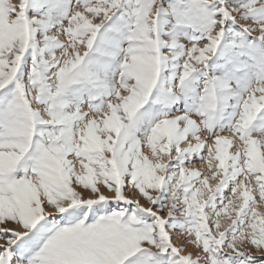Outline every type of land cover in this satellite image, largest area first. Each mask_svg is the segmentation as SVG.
Masks as SVG:
<instances>
[{"label":"snow or ice","instance_id":"1","mask_svg":"<svg viewBox=\"0 0 264 264\" xmlns=\"http://www.w3.org/2000/svg\"><path fill=\"white\" fill-rule=\"evenodd\" d=\"M262 207L264 0H0V264H264Z\"/></svg>","mask_w":264,"mask_h":264},{"label":"rangeland","instance_id":"2","mask_svg":"<svg viewBox=\"0 0 264 264\" xmlns=\"http://www.w3.org/2000/svg\"><path fill=\"white\" fill-rule=\"evenodd\" d=\"M195 166H196V167H199V168H201V169L203 170V165H201L199 162H197V164H196ZM106 194H107V193H106ZM126 194L129 195L130 197L133 196V194H132L131 192H128V193H126ZM141 203H145V201H144L143 199H141ZM261 211L264 212V207L261 208ZM178 243H179V242H178ZM188 250H189V251H193L192 248H189Z\"/></svg>","mask_w":264,"mask_h":264}]
</instances>
